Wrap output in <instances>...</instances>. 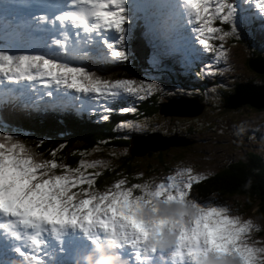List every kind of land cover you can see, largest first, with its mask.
<instances>
[{
  "label": "rangeland",
  "instance_id": "1",
  "mask_svg": "<svg viewBox=\"0 0 264 264\" xmlns=\"http://www.w3.org/2000/svg\"><path fill=\"white\" fill-rule=\"evenodd\" d=\"M238 8L239 5H236L235 2H226L222 9L221 21L223 24L219 32L220 44L214 54L220 56L221 61L217 64L212 58L211 62L218 69L215 75H200L202 78H199L198 74L201 71L197 67L191 69L175 68L174 73L178 74H171V76L161 81L159 80L161 78L159 75H163V73L159 71V68L165 67V55L153 46H149L151 50L150 65L158 74L145 75V80L141 79L140 81L156 83L157 91L144 100L131 98L128 106L129 108H135L136 111L121 114L117 119L119 122H116L115 119L112 120V123L118 126L116 136H124L130 140L128 142L120 141V144L109 150V152L115 154L126 148L133 147L132 151H136L134 152V157H138L141 155V151H137L134 147L145 144L146 140V145H148L149 138L153 136L144 130L148 129L172 135L175 133H171L174 131L172 128L177 127L178 132L182 133L181 135L184 134V138L188 139L189 143L184 146H168L167 148H169L171 153H167L168 150L166 152L165 149L162 150V156L166 154L168 161L162 167H153L159 172L156 174L149 173V179L152 180L150 183H155L158 179L166 178L169 175H175L176 171L184 167H191L194 170V174L204 176L214 172L224 164L229 163V161L237 159L240 152L249 149L260 153L264 160V107L257 108L249 103H242L233 108L224 105V97L236 85L246 83L244 81L253 83L264 81V72H256L253 67L249 66L251 59L259 57L256 51L258 49L264 50V44L261 45L259 42V40L264 41V26L256 29L252 20L247 22L244 13L239 14ZM260 13L264 15L262 10ZM262 17L264 18V16ZM141 42L144 44L148 43V41L143 39ZM94 46L95 44L89 46L86 52L92 50L91 48ZM246 58L249 59L248 64L245 62ZM176 62L178 63V61ZM189 72H192L194 76ZM183 73L189 77V80ZM240 87H245V85ZM174 98L178 100L180 98L183 100L188 99L187 103L195 106V109H197V105H200V111L195 110L193 113H189L180 107L171 109L173 113L167 111L157 112L156 104L158 102L159 105ZM137 108L139 110L150 108L151 113L138 114ZM66 111L69 113L70 118L73 119L86 122L100 121L97 117L84 119L72 105L68 106ZM125 122H132L140 125V127L122 128L120 125ZM184 128L188 129L189 132L185 134L183 132ZM143 131L144 134L142 133ZM175 136H177L176 138L180 137L179 134ZM75 144L76 141L73 138H69L68 145L72 146ZM81 151L83 152V157H79L80 159L95 161L105 157L104 155L98 156L95 153L96 151L103 152L100 149V145L96 144V140L91 145V150L86 152L85 147L79 153ZM156 154L157 152H154L152 155L158 156ZM149 157L139 158V163H144ZM147 162L152 163L155 161L148 159ZM139 174H141V171L138 172ZM182 179H186V177ZM140 181L141 179H139L138 183ZM128 182L130 183V181ZM210 197L220 206H227L230 209V215H238L243 221L251 220L254 226H258L261 230L252 231L251 236L248 237V244L252 247L264 248V215H258L252 209L242 210L240 207H236L235 204L243 198L240 195L220 196L213 193ZM171 230L174 231L173 228ZM5 262L9 264L6 258Z\"/></svg>",
  "mask_w": 264,
  "mask_h": 264
},
{
  "label": "snow or ice",
  "instance_id": "2",
  "mask_svg": "<svg viewBox=\"0 0 264 264\" xmlns=\"http://www.w3.org/2000/svg\"><path fill=\"white\" fill-rule=\"evenodd\" d=\"M220 5L217 11L222 9L220 0H200L199 4H190L193 11H199L202 7L211 13V4ZM208 41L204 42L207 47ZM11 58H9L10 60ZM215 63L221 61V57L213 55ZM59 67V66H57ZM76 72L74 69H64L58 72L64 77V84L69 88L84 93H94L97 97H103L102 107L104 114L103 121H108L112 112L117 111L110 105L117 103L124 97H132L139 100L149 98L157 91L154 82L136 80L102 81L93 80L91 76L84 75L88 81L87 86L78 77L83 75L77 72L76 76L69 73ZM218 69L214 64L209 63L204 66L198 75H215ZM75 82L69 83V80ZM120 114H128L136 111L135 108L121 107ZM122 128L140 127L132 122H125L120 125ZM7 147V146H3ZM19 151L22 158H17L14 153ZM63 147V146H61ZM22 146H14L9 153L4 156L3 180L5 183L6 197L2 209L4 211H15L16 208L23 207L27 214L35 215L37 219H46L48 222L56 221L65 223L62 219H57L54 215L43 216L35 209L47 206L50 203H59L63 197H67L72 204L76 203L75 196L72 195L77 189H83L85 197L83 203L90 207L99 203L101 209L123 208L130 215L136 217L137 227L146 228L150 223L144 220L141 209L145 203H151L155 198L165 199L169 202L174 200L185 201L191 199L193 207L198 209L196 223L199 229L194 233L193 238L185 240V244L192 250L191 254H196L209 246L223 256H236L242 264H264V248L252 247L247 243V238L251 236L253 230L260 231L258 226H254L251 220L243 221L240 216L230 215L227 206H220L214 203H202L191 196L194 186L207 179L206 176L194 174L191 167H184L176 171L175 175L167 176L166 180L159 183H133L130 186L126 179L115 181L105 191L96 189L97 178L102 175L99 171L88 172L89 169H96L103 166L104 162L86 161L81 159L76 167H72L55 159L57 153L52 151L50 155L53 159L37 161L32 155L24 156ZM46 169L57 170V174L52 176ZM140 174L137 179H142ZM44 177H49L44 179ZM184 178L186 179H178ZM10 190V191H9ZM163 225L165 222H158Z\"/></svg>",
  "mask_w": 264,
  "mask_h": 264
},
{
  "label": "trees",
  "instance_id": "3",
  "mask_svg": "<svg viewBox=\"0 0 264 264\" xmlns=\"http://www.w3.org/2000/svg\"><path fill=\"white\" fill-rule=\"evenodd\" d=\"M218 22L223 24L219 18ZM226 26L230 27L229 25ZM133 42L138 46V48L132 51L131 61L114 63L107 69H102L100 71L101 75H136L139 80L143 79V68L147 65L146 55L144 54V44H140L139 39H136ZM259 42L261 45L264 44V41L262 40H259ZM149 51H151L150 47ZM256 52H264V50L258 49ZM148 60L150 61V52L148 55ZM245 62L248 64V58L245 59ZM194 67H197L199 70L201 69L199 64L188 69ZM166 70L170 72V76L171 74H178L174 73L175 70L171 69L170 67H168ZM183 74L186 75L185 73ZM190 74L194 76L192 72ZM187 78L189 80L188 76ZM199 78H202V76ZM184 88H186V86H184ZM158 103L156 105L157 112L159 113L158 109L160 104L158 105ZM36 106L39 105L37 104ZM149 109L150 108L139 110L137 108L139 111L138 114H150L151 112ZM117 116H119V114ZM112 120L113 119L108 121L101 120L97 122H86L84 120L64 117L62 119L52 118L48 121L42 122L43 120L41 118L23 119L22 121L24 126L30 128L31 132L29 135H24V132H22L24 136L21 137V141L24 143L25 147L30 149V152L33 154H42L48 159V157L51 156L50 153L52 151H56L57 155L55 158L59 162L76 167L78 161L81 160L80 158L83 157V152L81 151L79 153V151L84 150L85 147L86 152L91 150V145L93 144L94 140H96V144L100 145V149L103 150L104 153L102 151H96L95 153L98 156H105L104 158H99V161L104 162L103 166L96 169L87 170L88 172L99 171L102 173V175L97 178V184L95 186L96 189L105 188L112 184L110 181L115 182L122 178L130 181V183L128 182L129 185L138 183L139 179H137V177L140 175H138L139 171H141V174H143L140 183L152 181L149 179V173L156 174L159 172L153 167L164 166L168 161L166 154L162 156V150H157L148 151L144 155L141 154L138 157H134V152L136 151H132L133 147L126 148L121 152L112 154L109 152V150L120 144V141H129V138H125L124 136H116L118 126L115 123H112ZM172 130L174 131L171 133L175 132L174 134H179L180 136L184 137V134L181 135L182 133L178 132L177 127L172 128ZM183 132L186 134L189 131L188 129L184 128ZM142 133L144 134V131ZM161 134L168 136V134H163V132ZM69 138H73V140L76 141V144L69 146ZM62 141L64 142L62 143ZM143 146H145V144L134 148L137 151H142ZM167 150V153H171L169 148L165 149V152ZM154 152H157L156 155L158 156H153L152 154ZM144 156L150 157L147 158L144 163H139L138 159ZM148 159L154 160L155 162L148 163ZM84 160L91 161L89 159ZM56 171L57 170H53L54 173H56ZM204 176H206L207 179L194 186V189L191 193L193 196L197 198H204L210 196L213 193L220 196L240 195L243 198L235 204L236 207H240L242 210L252 209L256 214L264 215V209H262L264 208V201L259 198L260 192L264 191V160L261 157V154L257 151L249 149L247 151L240 152V155L237 159L229 161V163L224 164L214 172L205 174ZM78 190L83 191V189Z\"/></svg>",
  "mask_w": 264,
  "mask_h": 264
},
{
  "label": "clouds",
  "instance_id": "4",
  "mask_svg": "<svg viewBox=\"0 0 264 264\" xmlns=\"http://www.w3.org/2000/svg\"><path fill=\"white\" fill-rule=\"evenodd\" d=\"M197 214L198 209L193 207L190 201L174 200L169 202L165 199H156L151 204L144 205L140 212V215L149 223L167 222L168 227H165L162 234L155 238V243L160 248L171 247L176 239V233L171 229L184 225L194 219ZM99 264H118V258L114 255H106L101 258ZM203 264H240V261L236 256L211 257Z\"/></svg>",
  "mask_w": 264,
  "mask_h": 264
},
{
  "label": "water",
  "instance_id": "5",
  "mask_svg": "<svg viewBox=\"0 0 264 264\" xmlns=\"http://www.w3.org/2000/svg\"><path fill=\"white\" fill-rule=\"evenodd\" d=\"M253 58L249 61V66L256 71H262L258 69H264V57L260 56ZM249 60V59H248ZM246 83H240L236 85V89L230 91L227 95L226 104L230 108L236 107L242 103H249L253 106L264 107V82L253 83L251 81H244ZM245 87H240L244 86ZM224 99H226L224 97ZM259 198L264 201L263 193L260 192Z\"/></svg>",
  "mask_w": 264,
  "mask_h": 264
},
{
  "label": "bare ground",
  "instance_id": "6",
  "mask_svg": "<svg viewBox=\"0 0 264 264\" xmlns=\"http://www.w3.org/2000/svg\"><path fill=\"white\" fill-rule=\"evenodd\" d=\"M258 70H262V71H256V70H254V71L259 72V73L264 72V69H258ZM234 89H236V88H233V90ZM225 98L226 99H224V105L227 106V104H226L227 96ZM180 101H182V102H180ZM187 101H188V99L183 100L182 98H180V100H178L176 98L169 99L168 101L162 102L160 104L158 111L159 112L167 111V112L173 113L171 109L180 108V107H182L185 111H187L189 113H193L195 110L200 111V109H199L200 105H197L196 106L197 109H195V106L188 104ZM177 104H180V105H177ZM255 107L261 108L258 106H255ZM199 113H201V112H199ZM166 114H170V113H166ZM151 134L153 136L149 138V144L148 145H146L147 140L145 141V146H143V150L141 151L142 155H144L148 151L164 150L168 146H171V145H182V146H184V145L189 143L188 139H186L182 136L176 138L177 136H175V135H177V134L165 136V135H162L161 133H159L158 131L151 132ZM263 196H264V192H263Z\"/></svg>",
  "mask_w": 264,
  "mask_h": 264
}]
</instances>
